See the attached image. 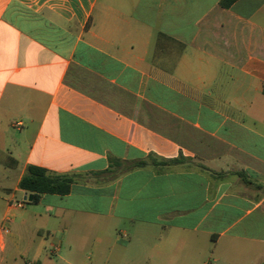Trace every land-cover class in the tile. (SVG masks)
<instances>
[{"label":"crops","instance_id":"0c3cea01","mask_svg":"<svg viewBox=\"0 0 264 264\" xmlns=\"http://www.w3.org/2000/svg\"><path fill=\"white\" fill-rule=\"evenodd\" d=\"M221 1L0 0V226L35 165L61 264H264V0Z\"/></svg>","mask_w":264,"mask_h":264},{"label":"rangeland","instance_id":"374dc122","mask_svg":"<svg viewBox=\"0 0 264 264\" xmlns=\"http://www.w3.org/2000/svg\"><path fill=\"white\" fill-rule=\"evenodd\" d=\"M13 182L10 181L9 185ZM20 201V195L16 198ZM2 202L0 190V204ZM36 205L24 202V209L12 207L8 213L7 225L10 233L6 236L5 250L0 255V264H22L23 260H40L42 264H61L60 258L69 255L66 246L62 250L55 251L58 248L57 239H53L54 230L57 229V223L52 218L42 217L27 218V225H22L24 219L23 213L32 210ZM5 205H0V221L4 216ZM43 214V209H35ZM74 226H71L73 230ZM50 231V232H49Z\"/></svg>","mask_w":264,"mask_h":264},{"label":"trees","instance_id":"16d2710c","mask_svg":"<svg viewBox=\"0 0 264 264\" xmlns=\"http://www.w3.org/2000/svg\"><path fill=\"white\" fill-rule=\"evenodd\" d=\"M235 0H222L221 5L225 8L230 7ZM264 95V84H263ZM182 158L176 159H161L151 154L148 156V160H140L133 162L131 168H140L152 163L155 166L169 167L174 166L182 162ZM111 177H117L116 171H107ZM93 175H101L96 173ZM78 181L77 176L72 175H59L48 172L45 168L30 165L27 168L25 175L22 177L19 188L29 195H32V201L30 204H38L44 195H59L66 196L71 192L72 185Z\"/></svg>","mask_w":264,"mask_h":264},{"label":"built area","instance_id":"2783aa9c","mask_svg":"<svg viewBox=\"0 0 264 264\" xmlns=\"http://www.w3.org/2000/svg\"><path fill=\"white\" fill-rule=\"evenodd\" d=\"M10 206L22 209L24 207V201L21 202L11 201ZM7 222L8 220H6V222H4L0 226V250L3 248L4 245V237L10 233V229L7 225ZM55 251H58V249L56 248ZM26 264H39V263L36 261H28Z\"/></svg>","mask_w":264,"mask_h":264},{"label":"water","instance_id":"95a60500","mask_svg":"<svg viewBox=\"0 0 264 264\" xmlns=\"http://www.w3.org/2000/svg\"><path fill=\"white\" fill-rule=\"evenodd\" d=\"M27 198H28V201H29V202L32 201V195H28Z\"/></svg>","mask_w":264,"mask_h":264}]
</instances>
